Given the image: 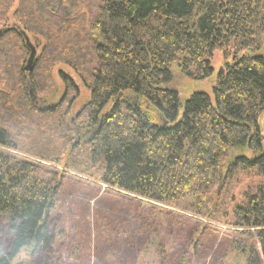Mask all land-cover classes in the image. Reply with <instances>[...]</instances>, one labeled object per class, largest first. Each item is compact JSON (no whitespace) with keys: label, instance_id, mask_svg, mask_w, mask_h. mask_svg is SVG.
<instances>
[{"label":"trees","instance_id":"obj_1","mask_svg":"<svg viewBox=\"0 0 264 264\" xmlns=\"http://www.w3.org/2000/svg\"><path fill=\"white\" fill-rule=\"evenodd\" d=\"M12 2L0 0V264L54 260L58 220L50 213L61 179L41 164L60 163L57 132L75 151L69 170L95 171L108 189L207 221L228 216L214 203L216 188L239 171L264 177V0H19L7 29ZM22 32L45 43L30 73ZM216 51L232 60L212 98L183 101L169 87L171 67L207 80ZM61 65L89 92L75 119L86 121L81 141L62 129L79 94L73 80L58 74L66 89L56 103L36 98ZM232 150L253 156L225 168ZM230 215L258 246L234 240V250L245 264H264L263 196H249Z\"/></svg>","mask_w":264,"mask_h":264},{"label":"rangeland","instance_id":"obj_2","mask_svg":"<svg viewBox=\"0 0 264 264\" xmlns=\"http://www.w3.org/2000/svg\"><path fill=\"white\" fill-rule=\"evenodd\" d=\"M18 3L19 0L12 2L7 29L14 23ZM85 7L81 9L85 10ZM29 39L38 59L44 40L31 35ZM231 60L232 56L227 59L222 51L214 52L211 59L213 74L204 81L184 76L174 65L171 67L172 83L169 87L176 90L183 101L194 93H206L212 98L218 72ZM60 72L73 80L79 89L72 111L63 120L62 129L66 136L81 141L86 121L75 119L89 92L78 74L62 65L53 68L50 79L45 82V93L43 96L36 94V98L42 104V99L53 98L56 103L62 97L66 85L58 76ZM86 84H89L88 81ZM111 106L112 102L103 113L108 112ZM259 124L264 136V113L259 117ZM56 142L62 154L60 163L41 164L43 170L61 179L55 208L50 213L58 220L59 232L52 264H245V256L234 250L233 241L240 240L246 248L254 246L258 249L254 240L243 237L231 226L233 217L230 215L236 206L243 205L246 198L255 194L263 196L264 206V177L256 172L239 171L224 188L213 191L212 197L220 212L228 213L226 218H217L218 221L213 222L169 205L151 203L108 189L97 182L95 171L86 177L69 170L68 167L74 166L75 151L65 146L62 133H56ZM238 155L249 158L253 153L230 151L225 168ZM19 259H26L25 253Z\"/></svg>","mask_w":264,"mask_h":264},{"label":"water","instance_id":"obj_3","mask_svg":"<svg viewBox=\"0 0 264 264\" xmlns=\"http://www.w3.org/2000/svg\"><path fill=\"white\" fill-rule=\"evenodd\" d=\"M1 34V33H0ZM22 35H23V37H24V40H25V43H26V45H27V47L29 48V50H30V55H29V59H28V61H27V64H26V66H25V68H24V70L26 71V72H32V70H33V67H34V61H35V57H36V49L33 47V45L31 44V42H30V40H29V37L25 34V33H23L22 32ZM30 95H31V100L33 101V102H35V100H36V98H35V96H32V92H30Z\"/></svg>","mask_w":264,"mask_h":264}]
</instances>
